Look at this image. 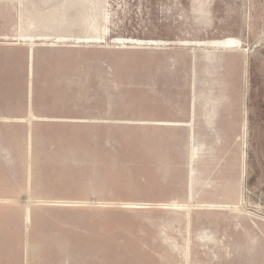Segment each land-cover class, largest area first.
<instances>
[{
  "label": "rangeland",
  "instance_id": "374dc122",
  "mask_svg": "<svg viewBox=\"0 0 264 264\" xmlns=\"http://www.w3.org/2000/svg\"><path fill=\"white\" fill-rule=\"evenodd\" d=\"M221 2L226 20L220 12L218 20L211 18V0H0V16L14 14L16 4L27 22L61 17L84 20L86 34L93 33L89 22L109 29L98 43L39 47L34 81L28 78V53L0 51V117L12 112L13 101L28 98L33 81L38 106L67 98L90 115L93 104L110 98L115 108L108 115L118 119L34 127L42 131L32 132L30 165L25 127L0 122V264H264V100L258 101L264 95V0H213L214 10ZM253 13L262 18L261 40L248 35L246 22L242 30L241 18ZM227 25L240 35H221ZM227 37L249 49L243 54L247 65L235 70L228 86L229 94L245 96V148L241 133L231 131V102L224 117L229 131L210 136L220 117L204 106L221 91L222 59L198 47L200 154L189 166L187 127L124 121L146 114L151 121H188L193 46L173 43ZM124 38L170 45L122 48L128 47L119 44ZM157 97L159 108L153 106ZM29 200L37 202L27 224ZM172 203L194 209L163 208ZM208 205L228 208L203 207Z\"/></svg>",
  "mask_w": 264,
  "mask_h": 264
},
{
  "label": "crops",
  "instance_id": "0c3cea01",
  "mask_svg": "<svg viewBox=\"0 0 264 264\" xmlns=\"http://www.w3.org/2000/svg\"><path fill=\"white\" fill-rule=\"evenodd\" d=\"M12 10L14 14L8 15L3 14L0 16V46L7 48H0L2 52H26L28 53V78L32 77V80H35V61H36V53L39 52L38 48L41 46H51L57 47L60 44H68L72 47H82L91 43H98L99 39H102L103 36L109 37V29L108 26H105V29H101V25L99 22H89L88 27L91 28L93 33H85V22L82 20L79 22V19L73 20L70 23L69 19H61V17L56 18H44V19H28V22L23 18H21L19 9H17L16 4H13ZM16 10V13H15ZM216 10V11H215ZM213 8V0H211V9L210 14L211 18L218 20V13L220 12V20L225 19V9L224 2L220 4V10ZM230 14L229 12H227ZM215 15V16H213ZM94 20V19H92ZM243 22L242 30H245V22L248 26V35L250 36H259L258 40H261V27L260 22L262 21L261 17L250 14L248 16H243L241 18ZM85 26V27H84ZM107 31L108 35L105 33ZM221 35L226 36H239L240 32L237 31V28L233 26L227 25L222 26ZM104 40V39H103ZM124 40H134V39H125ZM42 41H53L54 43L45 45L39 42ZM144 41V40H138ZM151 42L158 43L157 45H144L146 48L154 47L155 49H161L162 46L170 45L166 44L162 41L150 40ZM128 44L127 46H123L122 48H132L129 46L130 43H124L123 45ZM173 45L179 47H191L190 52L192 53V83H191V97H190V115L188 121H177V122H166V121H151L148 119V114L145 117H140V120L131 119L128 117V121H124L127 123H139L140 125H156V126H176V127H187L189 131V166L197 159L200 154L199 145L197 146V127H196V115H197V102L198 97L196 94L197 88V72L195 69V64L197 62V49L198 47H206L212 50V52L220 53L221 56V65L220 67V81L217 83L220 86L221 91L216 92L210 100V103L204 106L206 112L209 113L211 111V116L220 117V128L218 129H210V136L214 132L221 133L223 137V133L228 132V124L227 127L224 124L225 114L228 113L230 102L233 110L236 111L234 117L235 126L231 128L233 134L241 133V136L236 135L239 139L242 140V149L245 148V125H246V112L244 110V94H232L228 92L229 83L233 84V76L232 74L237 71L239 67H245L247 65V61L244 58L249 52V49L244 48L246 45L241 39L236 37H227L225 39H213L208 41H199V42H188L182 41L173 43ZM144 49V48H142ZM201 51H205V49H201ZM244 54V55H243ZM234 58L240 60V65L237 63L236 66L230 64ZM217 62V60H216ZM226 62V64H225ZM238 62V61H237ZM218 66H216L217 69ZM230 70L232 73H230ZM32 73V74H31ZM231 74V76H230ZM30 82L28 84V98L23 99L19 105L17 102L13 101V109L11 113L3 114V117H0V122L2 123H10L11 125H21L25 127V131L28 132V165L31 162L32 155V132L42 131L36 130L34 127L39 125H48V126H68L69 124H86V123H96V124H104V123H116L118 119L115 116L109 117V112L111 109L115 108V104H111V99L108 98L105 101L98 102L93 104L95 106L94 114H85L81 111H78L74 108V105L70 103V101L66 98L56 99L54 103L44 106V108L49 107V110H42L43 105H37L34 103L33 93H34V82ZM210 84V81L207 80ZM220 93V94H219ZM264 100V95H260L258 101ZM159 97H157L156 104H153L154 107L159 108L160 104ZM162 101V100H161ZM206 101V99H205ZM163 102V101H162ZM264 105V103H263ZM144 111L149 113V105L145 104ZM213 113H216L213 115ZM108 118V119H107ZM248 122V121H247ZM249 130V126L247 131ZM207 131V130H206ZM207 136V135H206ZM209 136V135H208ZM214 140V139H213ZM198 150V152H197ZM242 164L244 160V151H242L241 155ZM27 175V183L26 189L27 194H29V188H31V174L30 170H28ZM191 174V173H190ZM190 181L194 180V175L191 174L189 177ZM189 184V196L193 197V188ZM37 201L29 200L26 210H25V220L26 223L29 224L31 222V209L30 205L36 203ZM205 207V206H203ZM165 209H182L187 211L189 214L194 209L193 205L190 204H181V203H172L168 205H163ZM205 208L213 209V210H221L222 207L220 205H208ZM28 221V222H27ZM189 259V258H188ZM188 261V260H186Z\"/></svg>",
  "mask_w": 264,
  "mask_h": 264
},
{
  "label": "bare ground",
  "instance_id": "6f19581e",
  "mask_svg": "<svg viewBox=\"0 0 264 264\" xmlns=\"http://www.w3.org/2000/svg\"><path fill=\"white\" fill-rule=\"evenodd\" d=\"M130 39V38H129ZM124 43H130V45L132 44V45H135V46H132V47H142V46H144V45H150V46H152L153 44H150V43H148V42H144V41H138V40H122V41H120V43L119 44H124ZM29 172V171H28ZM206 207V206H205ZM220 207H223V206H220ZM224 207H226V209L228 208L227 206H224ZM223 207V208H224ZM225 209V208H224ZM28 222V221H27Z\"/></svg>",
  "mask_w": 264,
  "mask_h": 264
}]
</instances>
